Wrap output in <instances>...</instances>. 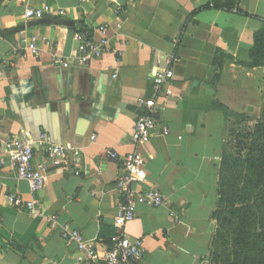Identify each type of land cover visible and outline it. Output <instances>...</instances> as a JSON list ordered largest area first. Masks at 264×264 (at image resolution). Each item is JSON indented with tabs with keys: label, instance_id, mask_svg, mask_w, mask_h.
<instances>
[{
	"label": "crops",
	"instance_id": "1",
	"mask_svg": "<svg viewBox=\"0 0 264 264\" xmlns=\"http://www.w3.org/2000/svg\"><path fill=\"white\" fill-rule=\"evenodd\" d=\"M46 5L65 16L27 19L28 9ZM83 19L95 39L99 27L108 29L116 54L84 66L73 61ZM263 28L264 0H240L232 11L214 8L211 0H0V152L14 139L45 134L81 150L84 161L78 177L70 157L55 168L36 147L34 162L48 164L49 175L35 214L9 202L12 195L30 201L28 183L9 166L0 170V264H84L76 246L62 239L65 225L105 254L125 201L116 189L122 163L136 150L132 132L149 115L147 104L157 129L141 148L147 176L139 190L156 189L167 202L139 205L125 234L144 243L138 264H208L225 130L224 114L214 107L260 117L264 65H246ZM33 37L37 53L25 46L15 51ZM54 57L70 61V68L56 67ZM168 69L173 78L157 89L154 75Z\"/></svg>",
	"mask_w": 264,
	"mask_h": 264
},
{
	"label": "built area",
	"instance_id": "2",
	"mask_svg": "<svg viewBox=\"0 0 264 264\" xmlns=\"http://www.w3.org/2000/svg\"><path fill=\"white\" fill-rule=\"evenodd\" d=\"M26 17L29 20L42 21L45 16H55L62 18L66 12L61 9H54L46 5L42 9H28ZM100 36L95 39L91 32L77 33V41L79 43L76 55L73 61L79 65H87L93 61L102 59L109 53H117L113 48L107 34L106 27L97 29ZM37 38L31 40L24 39L15 51H21L23 46L37 53ZM48 42L47 39H43ZM24 44V45H23ZM53 64L56 67L68 69L71 66L70 61L54 57ZM173 78L172 69L158 72L154 75V84L160 89L166 82ZM144 104L143 101H141ZM149 115L141 117L135 125L132 132V140L136 146V150L128 154L122 163V173L118 179L116 189L124 196L125 201L118 206L117 214L114 218V227L116 234L110 239L109 246L104 255H100L95 241L88 240L85 236L74 229L71 225L61 227V236L65 243L76 246L78 251V260L84 264H138L144 257L145 248L141 240L132 241L125 234V228L136 218V211L139 205H148L160 208L166 205L165 196L156 189L146 191L139 190V186L145 181L147 176L146 158L141 148L147 146L154 136L157 129V119L152 110L153 105L147 104ZM163 136H169L170 130L163 129ZM96 137H92L94 141ZM36 147L43 149L47 154V160L55 168H63L68 157L76 176H81L83 172L84 161L81 150L74 149L71 146H60L52 143L47 135L43 134L37 140H20L14 139L3 144V150L0 152V170L5 166H9L16 172L20 180L28 183L31 191L32 199L24 201L18 195L9 197L12 206L18 209H26L30 214H35L38 200L37 195L46 187L49 167L48 164L37 165L34 162ZM111 159H117L114 152H108ZM176 222L180 221L177 213H171ZM51 227L59 226L58 219L51 217L48 219Z\"/></svg>",
	"mask_w": 264,
	"mask_h": 264
},
{
	"label": "trees",
	"instance_id": "3",
	"mask_svg": "<svg viewBox=\"0 0 264 264\" xmlns=\"http://www.w3.org/2000/svg\"><path fill=\"white\" fill-rule=\"evenodd\" d=\"M240 0H211L214 8L229 11ZM91 32L88 20L76 27ZM249 69L264 65V28L254 36ZM225 118L220 161L218 226L210 243L208 264H264V108L259 118L239 115L216 104Z\"/></svg>",
	"mask_w": 264,
	"mask_h": 264
},
{
	"label": "rangeland",
	"instance_id": "4",
	"mask_svg": "<svg viewBox=\"0 0 264 264\" xmlns=\"http://www.w3.org/2000/svg\"><path fill=\"white\" fill-rule=\"evenodd\" d=\"M218 226L217 222H216V227Z\"/></svg>",
	"mask_w": 264,
	"mask_h": 264
},
{
	"label": "water",
	"instance_id": "5",
	"mask_svg": "<svg viewBox=\"0 0 264 264\" xmlns=\"http://www.w3.org/2000/svg\"><path fill=\"white\" fill-rule=\"evenodd\" d=\"M252 110V109H251Z\"/></svg>",
	"mask_w": 264,
	"mask_h": 264
}]
</instances>
